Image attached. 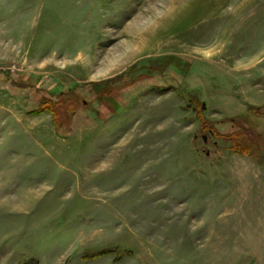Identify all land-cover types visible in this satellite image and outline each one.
Returning <instances> with one entry per match:
<instances>
[{"label":"rangeland","instance_id":"374dc122","mask_svg":"<svg viewBox=\"0 0 264 264\" xmlns=\"http://www.w3.org/2000/svg\"><path fill=\"white\" fill-rule=\"evenodd\" d=\"M0 264H264V0H0Z\"/></svg>","mask_w":264,"mask_h":264},{"label":"trees","instance_id":"16d2710c","mask_svg":"<svg viewBox=\"0 0 264 264\" xmlns=\"http://www.w3.org/2000/svg\"><path fill=\"white\" fill-rule=\"evenodd\" d=\"M43 97V96H42ZM45 99H47L46 101H43V102H41V103H44L43 105L45 106V105H49V103L50 104H52V102H51V100L50 99H48V98H45Z\"/></svg>","mask_w":264,"mask_h":264}]
</instances>
